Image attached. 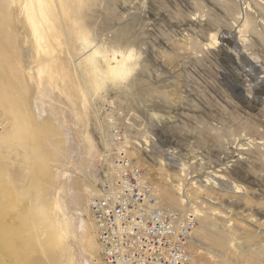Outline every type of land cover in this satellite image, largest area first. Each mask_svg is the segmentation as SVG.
<instances>
[{
	"label": "rangeland",
	"instance_id": "obj_1",
	"mask_svg": "<svg viewBox=\"0 0 264 264\" xmlns=\"http://www.w3.org/2000/svg\"><path fill=\"white\" fill-rule=\"evenodd\" d=\"M259 76L264 0H0V264H106L120 155L194 215L195 264H264Z\"/></svg>",
	"mask_w": 264,
	"mask_h": 264
},
{
	"label": "built area",
	"instance_id": "obj_2",
	"mask_svg": "<svg viewBox=\"0 0 264 264\" xmlns=\"http://www.w3.org/2000/svg\"><path fill=\"white\" fill-rule=\"evenodd\" d=\"M117 142L124 139L113 128ZM125 148L122 154L126 155ZM121 154V153H120ZM119 157L115 188L104 186L91 203L98 241L106 264H195L190 250L197 220L158 204L144 169Z\"/></svg>",
	"mask_w": 264,
	"mask_h": 264
},
{
	"label": "bare ground",
	"instance_id": "obj_3",
	"mask_svg": "<svg viewBox=\"0 0 264 264\" xmlns=\"http://www.w3.org/2000/svg\"><path fill=\"white\" fill-rule=\"evenodd\" d=\"M226 38H228V40H230V41H232V39H231V37H229V36H227ZM227 53H229V51L227 52ZM238 53H240V54H243L244 55V53H243V51H239ZM253 64V63H252ZM254 65V67L255 68H257V70H259V71H261L262 72V67H258V64H256V63H254L253 64ZM242 80V79H241ZM231 81H233V80H231ZM255 84H254V87H253V90L251 91V94H243V91L245 90V88L241 85V84H239V83H235L234 82V87H235V92H236V94L240 97V99H241V101H242V103L246 106V107H248V108H250V109H256V104L259 102V100H260V98H261V93L264 91V76H259L258 78H256L255 80ZM242 82V81H241ZM243 83V82H242ZM114 136V135H113ZM122 143L123 142H121V143H119L120 144V147L121 146H124V145H122ZM125 149H124V151H126L127 152V148L126 147H124ZM130 159V158H129ZM118 161H119V159H118ZM117 161V172L119 173L120 171H121V168H122V166H119V162ZM132 162H133V165L134 166H137V167H141L136 161H134L133 159H132ZM147 178H149L148 177V175L146 174L145 175ZM150 179V178H149ZM115 182H116V178H115V180L111 183V184H109V186L111 187V189L112 190H114V188L116 187L115 186ZM150 182L152 183V181H151V179H150ZM104 186H107V185H103V187ZM152 186H153V188H152V190H153V194L154 195H156V197H157V201H158V204L159 205H161L162 206V203L159 201V198H158V196H157V194H156V191H155V187H154V185H153V183H152ZM115 191V190H114ZM96 196V195H95ZM164 209H165V207H164ZM166 210V209H165ZM168 211V210H167ZM2 212V211H1ZM172 212H174V211H172ZM3 214V213H2ZM45 215V214H44ZM43 215V216H44ZM4 216V215H3ZM39 216V215H38ZM41 216V215H40ZM39 218V217H38ZM0 219H1V217H0ZM3 228V227H2ZM6 229V228H5ZM5 229H4V232H5ZM49 230V229H48ZM2 232H3V229L1 230ZM0 231V236L1 235H3V233ZM53 230L51 229V232H52ZM97 231V230H96ZM47 232H49V231H47ZM96 234H97V232H96ZM8 235V234H7ZM8 237V236H7ZM97 237H98V235H97ZM96 237V238H97ZM6 238V236L5 237H3V239H5ZM1 239V238H0ZM2 240V239H1ZM0 240V241H1ZM97 241H98V238H97ZM3 242H4V240H3ZM5 243V242H4ZM9 243V242H8ZM1 244V243H0ZM98 244H99V241H98ZM5 245V244H4ZM11 245V244H10ZM1 246V245H0ZM6 246H8V245H6ZM10 247V246H9ZM8 247V248H9ZM12 247V246H11ZM10 247V248H11ZM7 248V249H8ZM10 248H9V251H10ZM99 248H100V250H101V247H100V244H99ZM12 249V248H11ZM6 251H8V250H6ZM12 253V252H11ZM14 253V252H13ZM65 256V255H64ZM80 256V258H81V261H85V264H90V262H89V260L83 255V254H81V255H79ZM80 258H78V256H77V258H73L78 264H81L80 263V261H78ZM86 258V259H85ZM40 261V260H39ZM87 261V262H86ZM76 262H75V264H76ZM74 264V263H73Z\"/></svg>",
	"mask_w": 264,
	"mask_h": 264
}]
</instances>
